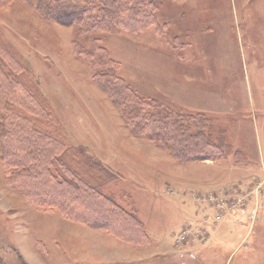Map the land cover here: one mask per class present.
Listing matches in <instances>:
<instances>
[{
    "label": "rangeland",
    "instance_id": "rangeland-1",
    "mask_svg": "<svg viewBox=\"0 0 264 264\" xmlns=\"http://www.w3.org/2000/svg\"><path fill=\"white\" fill-rule=\"evenodd\" d=\"M84 1L0 0V39L51 129L123 177L102 179L103 193L136 205L150 241L45 211L11 186L0 159V264H264V0H158L152 26L130 30L115 0ZM127 87L156 112L191 115L183 121L202 143L226 136L248 163L193 159L186 139L129 121Z\"/></svg>",
    "mask_w": 264,
    "mask_h": 264
},
{
    "label": "trees",
    "instance_id": "trees-1",
    "mask_svg": "<svg viewBox=\"0 0 264 264\" xmlns=\"http://www.w3.org/2000/svg\"><path fill=\"white\" fill-rule=\"evenodd\" d=\"M115 1L114 18L129 30L154 23L152 14L156 12L153 10L159 5L158 0ZM84 2L90 9V2ZM117 12L125 15L119 16ZM2 44L0 39V159L10 169L11 186L45 211L60 209L65 218L111 232L125 243L146 244L150 240L136 205H131L130 211L120 206L114 197L103 193L102 179L107 184L123 177L108 171L104 164L91 159L80 147L66 144L51 129L53 114L31 82L30 73ZM99 52L106 56V68H117L119 64L108 57L104 48ZM161 107L156 112L151 99L130 87L122 97V108L128 112L129 121L139 120L150 130L156 127L159 129H156L157 135L163 131L173 140L186 139L181 149L185 154L199 152L201 156L223 161L230 156L239 161L238 158L244 156L245 151L234 149L226 136L217 141L208 137L202 143L197 133L191 132V124L183 121L186 117L187 120L193 118L191 115L185 116L163 104ZM196 156L199 155H190L193 159H197ZM242 162L248 163L245 156ZM64 191L68 194L64 195ZM86 199L93 202L90 204Z\"/></svg>",
    "mask_w": 264,
    "mask_h": 264
},
{
    "label": "crops",
    "instance_id": "crops-1",
    "mask_svg": "<svg viewBox=\"0 0 264 264\" xmlns=\"http://www.w3.org/2000/svg\"><path fill=\"white\" fill-rule=\"evenodd\" d=\"M179 85H177V87H178ZM183 87V86H182ZM165 90V89H164ZM164 90H162V92L164 91ZM172 92H174V90L172 91ZM170 98H172V99H174L173 101H174V104H176V105H180V104H182L181 106L184 108V106L185 107H189L191 104H193L192 103V100H187V99H185V97H181V96H179V95H177V94H175V95H171L170 96ZM185 99V100H184ZM221 99H223V98H221ZM187 100V101H186ZM175 101H179V102H175ZM179 103V104H178ZM141 217V216H140Z\"/></svg>",
    "mask_w": 264,
    "mask_h": 264
}]
</instances>
